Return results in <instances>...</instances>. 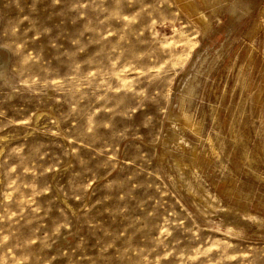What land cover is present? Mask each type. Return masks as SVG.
Listing matches in <instances>:
<instances>
[{
  "label": "rangeland",
  "instance_id": "1",
  "mask_svg": "<svg viewBox=\"0 0 264 264\" xmlns=\"http://www.w3.org/2000/svg\"><path fill=\"white\" fill-rule=\"evenodd\" d=\"M0 56V264H264V0H0Z\"/></svg>",
  "mask_w": 264,
  "mask_h": 264
},
{
  "label": "bare ground",
  "instance_id": "2",
  "mask_svg": "<svg viewBox=\"0 0 264 264\" xmlns=\"http://www.w3.org/2000/svg\"><path fill=\"white\" fill-rule=\"evenodd\" d=\"M189 1V0H188ZM201 3V2H200ZM184 4V3H183ZM188 4V3H187ZM182 5V4H181ZM183 6H185V5H183ZM190 6H192L193 7V5H190ZM187 7V6H186ZM229 7V6H228ZM232 7H233V5H232ZM195 8V7H194ZM188 9H189V7H188ZM192 10H193V8H192ZM200 12V11H199ZM198 12V13H199ZM197 13V14H198ZM194 14V13H193ZM202 14V13H201ZM195 15V14H194ZM200 16V15H199ZM198 19H200V18H198ZM202 21H204V20H202ZM204 23V22H203ZM205 23H207V22H205ZM200 24V23H199ZM200 51V50H199ZM198 54H199V52H198ZM200 54H201V52H200ZM197 56V55H196ZM198 59V56L194 59V60H197ZM2 61V59H1V56H0V62ZM187 72V71H186ZM188 74V73H187ZM190 74V73H189ZM189 77V76H188ZM184 78H185V76H184ZM187 78V77H186ZM186 82L183 80L182 82H181V84H180V88L181 89H183V91L184 92H186L188 95V97H189V94H190V92H192V91H190L191 89H189V87L185 84ZM179 92V91H178ZM181 93V92H180ZM179 94V93H178ZM181 96V95H180ZM182 98V97H181ZM187 98V97H186ZM180 99V98H179ZM178 100V99H177ZM181 101V100H180ZM178 102V101H177ZM178 104V103H177ZM184 109H185V105H184ZM179 110H180V116L179 117H181V119L186 123V124H188V125H192V121H191V117L187 114V113H185L184 111H183V104L181 103L180 104V107H179ZM178 111V110H177ZM178 114V113H177ZM178 117V118H179ZM170 119V118H169ZM174 121H177L178 122V120H174ZM195 121V120H194ZM176 124V123H175ZM174 123H173V120L170 122V125H171V131H170V133H168L166 136H164V138H163V142L164 143H168V142H173V145L175 144L176 146H177V148L181 151V153H184V151L186 150V149H189L188 151L190 152V153H193L194 151H193V148H191L192 146H190L189 147V144L187 143V142H185V140H183L184 138H182V136H181V134H179L178 133V128H177V126L175 125ZM195 124H196V122H195ZM169 125V124H168ZM198 125V124H197ZM184 126V125H183ZM180 127V126H179ZM185 127V126H184ZM168 129H169V127H168ZM195 129V128H194ZM165 135V134H164ZM194 147V146H193ZM161 148V147H160ZM182 155H184V154H182ZM191 158H193V157H191ZM184 159H185V156H184ZM191 161V160H190ZM186 164V163H185ZM182 167V166H181Z\"/></svg>",
  "mask_w": 264,
  "mask_h": 264
}]
</instances>
